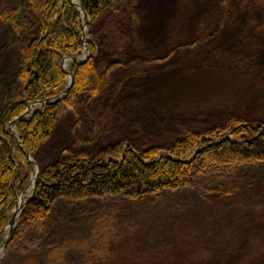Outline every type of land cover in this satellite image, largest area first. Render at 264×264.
<instances>
[{
    "label": "rangeland",
    "instance_id": "obj_1",
    "mask_svg": "<svg viewBox=\"0 0 264 264\" xmlns=\"http://www.w3.org/2000/svg\"><path fill=\"white\" fill-rule=\"evenodd\" d=\"M121 2L124 9L132 8L138 14V25L132 21L135 28L126 25L121 15L107 16L93 25L96 62L115 58L128 63L112 72L111 107H98L95 113L106 130L101 145L143 133H150L153 142L154 133L165 127L171 132L199 129L231 116L250 122L264 117V34H245L248 24L260 17L255 0H225L222 26L216 20L222 14L223 0ZM9 11L24 30L32 33L37 29L38 13L27 0H0V15ZM82 22L85 42L90 22L88 17ZM111 22L118 24L121 33L113 38L105 30ZM166 24L169 31L164 36ZM23 39L0 17V115L8 102L22 94L17 73ZM90 55L85 43L79 55L65 57L64 68L69 62L84 63ZM43 103L31 104L21 116L25 118ZM71 122L67 115L58 123L51 148L58 150L66 144ZM5 129L16 135L15 122H7ZM121 129L128 134L120 136ZM234 174L243 181L241 185H264V163L240 168ZM32 186L30 182L18 195L27 200ZM199 191L198 185L135 202L119 198L61 201L52 214L46 248L38 252V258L42 264H89L95 257L102 262L131 249L145 256L141 264H170L171 260L208 264L217 253L214 239L232 232L257 209L251 203L243 204V197L222 203L214 197L203 201ZM8 230L6 225L0 239H6ZM6 247L0 243V264L11 263L13 256L5 255ZM25 254L15 257L22 259Z\"/></svg>",
    "mask_w": 264,
    "mask_h": 264
},
{
    "label": "trees",
    "instance_id": "obj_2",
    "mask_svg": "<svg viewBox=\"0 0 264 264\" xmlns=\"http://www.w3.org/2000/svg\"><path fill=\"white\" fill-rule=\"evenodd\" d=\"M79 1L90 22L85 42L82 14L70 0H27L38 13V26L32 33L16 23L14 13L0 15L24 38L19 45L22 60L17 73L22 94L8 102L0 115V235L11 219L19 192L28 187L38 167L33 196L19 213L6 247L5 255L13 256L10 264H42L38 252L46 248L52 214L61 201L119 198L135 202L198 185L203 201L214 197L215 202L222 203L243 197V204L251 203L257 209L232 232L214 239L217 253L208 264H264V185H241L243 181L239 182L234 174L240 168L264 163V117L250 122L231 116L199 129L176 128L171 132H166L170 129L165 127L154 133L153 142L150 133H143L101 145L106 130L100 127L95 113L98 107H111L112 72L128 63L115 58L107 64L102 59L96 62L93 25L107 16L121 15L132 29L136 27L132 21L138 25L139 20L134 9L123 8L122 0ZM222 4L218 26L226 19L225 0ZM254 4L260 17L248 24L251 26L245 34L263 35L264 0H255ZM105 30L110 38L121 34L115 22L107 24ZM85 43L91 54L86 62H69V67L64 68L65 57L79 55ZM68 74L71 87L56 99L68 85ZM37 100L44 103L23 118L25 109ZM67 115L72 118L68 141L56 150L51 148L52 138L58 123ZM7 122H15L18 142L5 129ZM124 134L128 133L121 129L119 135ZM4 240L0 239L1 245ZM22 252H26L22 259L15 257ZM119 254L103 258L102 262L95 257L89 264L145 261L143 254L131 249Z\"/></svg>",
    "mask_w": 264,
    "mask_h": 264
},
{
    "label": "water",
    "instance_id": "obj_3",
    "mask_svg": "<svg viewBox=\"0 0 264 264\" xmlns=\"http://www.w3.org/2000/svg\"><path fill=\"white\" fill-rule=\"evenodd\" d=\"M70 1L72 2V4H74V5L78 8L79 12H81V14H82V19H83V21H84V19L87 18V14H86V12H85V11H82V9L80 8V6H79V5H76V4L74 3V1H72V0H70ZM69 76H70V75H69ZM71 83H72V78L70 77L69 84L66 86V89H65L63 92H61L58 96H56L57 99H59L60 96L66 94V92H67V91L69 90V88L71 87V86H70ZM35 102H41V101H40V100H37V101H35ZM11 134H12V133H11ZM12 138H13V140L16 141V142L19 141V140H18V137H16V135H12ZM35 173H36V175H35V177H34V179H33V184H34V186H33L32 190H31V194H30L29 198H28L27 200L24 201V203L21 205L20 210L17 209V206L14 208V210H13V214H12V216H11V219L8 221V224H7V226L9 227V230H8V236H7L6 239L4 240V243L2 244V248H5L6 245L9 243V240L11 239V235H12V232H13V229H14L13 226H14V224H15V220H16V217H15V216H16V213H18V215H19V213L22 211V208L25 206V204L28 203V200L33 196L34 188H35L36 183H37V181H38V179H37V177H38V167H36V172H35ZM18 215H17V216H18Z\"/></svg>",
    "mask_w": 264,
    "mask_h": 264
},
{
    "label": "bare ground",
    "instance_id": "obj_4",
    "mask_svg": "<svg viewBox=\"0 0 264 264\" xmlns=\"http://www.w3.org/2000/svg\"><path fill=\"white\" fill-rule=\"evenodd\" d=\"M73 1H74V3H75L76 5H79V4L77 3L76 0H73ZM204 10H205V9H204ZM204 10H203V11H204ZM201 12H202V11H201ZM163 29H164V30H163V35L166 36L167 33H168V31H169V30H168V25L166 24L165 27H164ZM149 35H150V34H149ZM149 35H148V36H149ZM227 37L231 38V35H227ZM24 201H25V200H24V196H22V195H21V196L18 195V197H17V202H16L17 209H20V208H21V205L24 203ZM17 215H18V213H16V216H15L16 218L18 217Z\"/></svg>",
    "mask_w": 264,
    "mask_h": 264
}]
</instances>
